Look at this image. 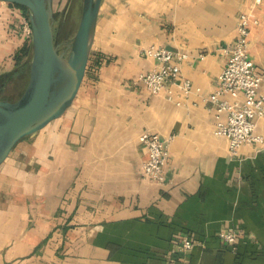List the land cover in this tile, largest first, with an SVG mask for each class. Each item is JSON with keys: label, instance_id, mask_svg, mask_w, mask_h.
<instances>
[{"label": "crops", "instance_id": "obj_1", "mask_svg": "<svg viewBox=\"0 0 264 264\" xmlns=\"http://www.w3.org/2000/svg\"><path fill=\"white\" fill-rule=\"evenodd\" d=\"M102 0L86 73L73 103L0 164V264H264V142L214 133V91L238 17L251 11L249 54L263 81L264 0ZM20 5L0 0V80L29 41ZM181 50L179 85L135 84L155 66L143 48ZM29 56L25 55L22 62ZM2 95L11 88L2 81ZM179 102V103H178ZM172 136L161 184L140 172L142 131ZM255 132L264 137V119ZM235 229V244L218 233Z\"/></svg>", "mask_w": 264, "mask_h": 264}, {"label": "built area", "instance_id": "obj_2", "mask_svg": "<svg viewBox=\"0 0 264 264\" xmlns=\"http://www.w3.org/2000/svg\"><path fill=\"white\" fill-rule=\"evenodd\" d=\"M261 0H253L251 8L260 4ZM23 30L31 39V26L27 15L21 16ZM251 11H243L238 17L236 37L233 45L225 48L226 62L221 70L216 87L205 99L213 104L216 122L214 133L228 139L229 151L236 155L241 145L251 142H264V137L255 132L256 120L264 119V91L261 90L263 81L249 54L250 26L256 23ZM144 56L155 61V66L140 72L134 79L135 84H141L152 95L167 91V97L172 99L169 85H179L185 95L192 90L189 78L181 76V63L188 54L181 50L169 49L164 46L151 44L143 48ZM179 103V102H178ZM172 136L163 137L151 131H142L140 142L145 146V158L140 172L157 184L165 177V167L169 158V143ZM219 238L228 244H235L239 232L235 229H223L218 233ZM193 240L184 236L176 250L167 256L169 264L176 259L175 251L187 252L193 247Z\"/></svg>", "mask_w": 264, "mask_h": 264}, {"label": "water", "instance_id": "obj_3", "mask_svg": "<svg viewBox=\"0 0 264 264\" xmlns=\"http://www.w3.org/2000/svg\"><path fill=\"white\" fill-rule=\"evenodd\" d=\"M24 6L31 26L32 58L22 94L0 98V164L23 137L65 113L86 73L102 0H82L73 36L56 42L53 0H1Z\"/></svg>", "mask_w": 264, "mask_h": 264}, {"label": "rangeland", "instance_id": "obj_4", "mask_svg": "<svg viewBox=\"0 0 264 264\" xmlns=\"http://www.w3.org/2000/svg\"><path fill=\"white\" fill-rule=\"evenodd\" d=\"M54 9V35L56 42L68 40L75 33L82 9V0H53ZM32 54L28 58L30 67ZM29 75L24 83L16 88L11 89L10 98L12 100L18 98L24 91Z\"/></svg>", "mask_w": 264, "mask_h": 264}, {"label": "trees", "instance_id": "obj_5", "mask_svg": "<svg viewBox=\"0 0 264 264\" xmlns=\"http://www.w3.org/2000/svg\"><path fill=\"white\" fill-rule=\"evenodd\" d=\"M23 9H25L26 14L28 16L27 8L24 6H21ZM32 54V44L31 39L29 38V41L20 49V51L16 55V62L17 66L14 69L13 72L8 74L5 78L0 80V83L2 81L5 83V85H9L11 89L16 88L20 84L24 83V81L27 79L29 75V64L28 60L25 62H22V58L26 55L31 56ZM1 90V85H0ZM0 98H8V95H2L0 93Z\"/></svg>", "mask_w": 264, "mask_h": 264}, {"label": "flooded vegetation", "instance_id": "obj_6", "mask_svg": "<svg viewBox=\"0 0 264 264\" xmlns=\"http://www.w3.org/2000/svg\"><path fill=\"white\" fill-rule=\"evenodd\" d=\"M5 99H10V100H12L10 97H8V98H5Z\"/></svg>", "mask_w": 264, "mask_h": 264}]
</instances>
